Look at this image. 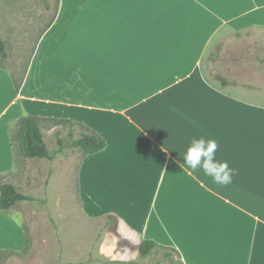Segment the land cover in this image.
<instances>
[{"label":"crops","instance_id":"0c3cea01","mask_svg":"<svg viewBox=\"0 0 264 264\" xmlns=\"http://www.w3.org/2000/svg\"><path fill=\"white\" fill-rule=\"evenodd\" d=\"M224 29L244 34L251 53L222 51ZM213 61L225 69L212 76L203 64ZM262 64L264 0H59L19 91L0 64V175L32 195L46 162L58 164L56 207L74 197L86 218L132 243L174 247L185 264H264ZM26 115L74 120L107 145L80 151L76 169L62 166L63 151L16 159L10 130ZM201 136L218 141L231 184L184 163ZM11 210L0 211V250L20 251Z\"/></svg>","mask_w":264,"mask_h":264},{"label":"rangeland","instance_id":"374dc122","mask_svg":"<svg viewBox=\"0 0 264 264\" xmlns=\"http://www.w3.org/2000/svg\"><path fill=\"white\" fill-rule=\"evenodd\" d=\"M57 5L58 0H0V35L9 48L10 70L18 72L26 66ZM221 36L226 38L220 47L222 51L231 49L242 56L251 53L252 47L244 34L224 29ZM226 41L232 46L226 47ZM215 48L212 46L210 52L216 53ZM230 54V51H225L221 56L218 52L219 61ZM221 66L222 63L215 64V61L203 64L206 72L210 71L212 76L213 71L225 69ZM58 129L62 131L65 142L77 138L80 131L76 129L74 136L69 137L68 124H44L43 132L51 150L58 147L55 134ZM62 151V166L67 164L76 169L81 157L80 150L66 147ZM46 164L40 183H35L39 189L30 191L36 200L23 201L11 210L26 230L30 241L29 250L24 254L8 252L0 259V264H152L153 257L142 258L136 250H123L124 247H130L120 243L121 237L115 234L112 223H107L106 219L86 218L74 197L65 208L56 207L53 171L59 165L53 167V163H49L48 167ZM11 179L9 175L3 178L9 182ZM60 210L71 211L72 216L69 213L67 217L60 216ZM112 246L119 250H106Z\"/></svg>","mask_w":264,"mask_h":264},{"label":"trees","instance_id":"16d2710c","mask_svg":"<svg viewBox=\"0 0 264 264\" xmlns=\"http://www.w3.org/2000/svg\"><path fill=\"white\" fill-rule=\"evenodd\" d=\"M59 3V0H58ZM9 54L6 48V42L0 35V64L4 68L8 67ZM28 68L26 66L18 72H11L13 82L17 91L20 90ZM57 126L59 124H68L69 137H73L76 129H80L77 138L71 142H65L61 136L62 131L56 130L57 145L56 149L51 150L46 141L43 125ZM51 127V126H50ZM52 128V127H51ZM11 142L16 159L20 156L23 158H45L53 160L55 156L66 147H72L80 150L84 155L95 153L103 150L107 142L98 133L90 130L84 124L70 119H59L49 117H38L34 115H26L21 117L14 127H11ZM4 175H0V211L7 212L17 208L23 201H34L36 198L22 192L20 187L13 182L4 181ZM114 224L118 223L115 215H108ZM24 229V228H23ZM25 232V244L20 251L11 249H1L0 259L8 252L15 254H24L29 250V238ZM120 243L128 245L131 249L139 252L142 258L153 257L152 264H185L181 253L174 247L164 246L152 239H143L140 243H132L127 239L120 238Z\"/></svg>","mask_w":264,"mask_h":264},{"label":"clouds","instance_id":"9594fccd","mask_svg":"<svg viewBox=\"0 0 264 264\" xmlns=\"http://www.w3.org/2000/svg\"><path fill=\"white\" fill-rule=\"evenodd\" d=\"M218 141L214 138H193L186 153L184 163L193 170L202 168L204 173L218 185H229L232 183L234 169L229 167L227 160L220 161L216 158Z\"/></svg>","mask_w":264,"mask_h":264}]
</instances>
